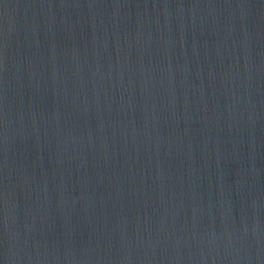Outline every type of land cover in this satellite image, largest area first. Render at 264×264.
<instances>
[{
    "label": "water",
    "instance_id": "water-1",
    "mask_svg": "<svg viewBox=\"0 0 264 264\" xmlns=\"http://www.w3.org/2000/svg\"><path fill=\"white\" fill-rule=\"evenodd\" d=\"M0 264H264V0H0Z\"/></svg>",
    "mask_w": 264,
    "mask_h": 264
}]
</instances>
